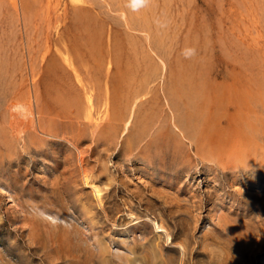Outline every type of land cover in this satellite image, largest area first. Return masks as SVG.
Returning a JSON list of instances; mask_svg holds the SVG:
<instances>
[{
	"label": "rangeland",
	"instance_id": "374dc122",
	"mask_svg": "<svg viewBox=\"0 0 264 264\" xmlns=\"http://www.w3.org/2000/svg\"><path fill=\"white\" fill-rule=\"evenodd\" d=\"M0 264H264V0H0Z\"/></svg>",
	"mask_w": 264,
	"mask_h": 264
},
{
	"label": "bare ground",
	"instance_id": "6f19581e",
	"mask_svg": "<svg viewBox=\"0 0 264 264\" xmlns=\"http://www.w3.org/2000/svg\"><path fill=\"white\" fill-rule=\"evenodd\" d=\"M202 121H203V120H202ZM209 121H210V120H209ZM202 123H203V122H202ZM203 129H204V128H203ZM205 131H206V130H205ZM202 134H203V133H202ZM199 135H200V134H199ZM204 136H205V135H204ZM208 136H209V135H208ZM201 137H202V136H201ZM201 137H200V138H201ZM202 138H203V137H202ZM205 138H206V137H205ZM203 140H204V138H203Z\"/></svg>",
	"mask_w": 264,
	"mask_h": 264
}]
</instances>
